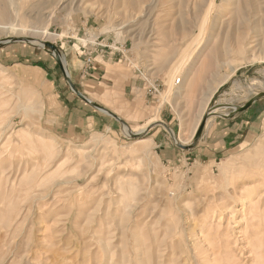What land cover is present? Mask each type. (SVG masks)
<instances>
[{"label":"rangeland","instance_id":"374dc122","mask_svg":"<svg viewBox=\"0 0 264 264\" xmlns=\"http://www.w3.org/2000/svg\"><path fill=\"white\" fill-rule=\"evenodd\" d=\"M159 1L9 0L0 41L46 29L112 115L49 48L0 46V264H264V96L219 121L264 92V34L214 27L225 0L194 41L203 1Z\"/></svg>","mask_w":264,"mask_h":264},{"label":"bare ground","instance_id":"6f19581e","mask_svg":"<svg viewBox=\"0 0 264 264\" xmlns=\"http://www.w3.org/2000/svg\"><path fill=\"white\" fill-rule=\"evenodd\" d=\"M202 1L204 3V6L206 7V9L203 10L201 20L199 23V32L194 36V39H195L194 41L198 40L203 35L204 29H205L206 24L208 22V17H209L210 11L212 9H216V8H220V7L222 8V6H224V2H225V0H220V1L202 0ZM126 2L129 6L137 7L138 4L141 2V0H126ZM164 2H166V0H163V3ZM81 3H82V0H81ZM154 3H155V0H154V2L146 4L144 6V8H145L144 11H146V13H147V11H149V9L152 7V5ZM226 3H227L226 6H224L222 11H220L221 13L218 16H216V18L214 19V22L213 23L211 22L214 27L220 26L221 23H223L224 25L230 26L231 32H234V37L241 42L243 40H245L246 41L245 44L252 43L253 41L256 40V38L263 36L264 29H262L260 27V25H261L262 21L264 22V13H263L264 12V0H227ZM11 10H12V8H11V4H10L9 0H0V21L5 20L10 16ZM227 30H228V28H227ZM38 33H39L40 37L33 36L34 38H32V37H18V38L27 39L29 42H31V44H36V45L40 46L41 48H43L44 43H45V41H43V40L49 39V37H48L49 33L46 29H42V30L38 31ZM230 35H232V33H230ZM227 37H228V35H227ZM209 38H211V36ZM6 39H8V38H6ZM39 39H42V40H39ZM59 57L64 62L65 68H67L64 59L60 55H59ZM176 69L177 68H175V70ZM174 81H176V80L174 79ZM172 84L170 86H172ZM217 109H221V106L220 107H217V106L213 107L211 112L217 113L214 111ZM207 121H208V119H207ZM149 124H151V121L147 125H149ZM198 125H199V123H198ZM147 128H149V127L143 126L139 130L133 132L126 125H123L124 133L130 137L133 135H136V134H140L141 132L147 130ZM168 132L173 134L172 129H169ZM175 140L179 144L186 145V144H183L184 141L180 140V138L178 140V138L175 137Z\"/></svg>","mask_w":264,"mask_h":264},{"label":"water","instance_id":"95a60500","mask_svg":"<svg viewBox=\"0 0 264 264\" xmlns=\"http://www.w3.org/2000/svg\"><path fill=\"white\" fill-rule=\"evenodd\" d=\"M17 41H23V39L21 38H8V39H5V40H2L0 42V46L4 45V44H7V43H12V42H17ZM26 42H29L27 39H25ZM31 43V42H29ZM44 47L46 48H49L52 52V54L55 56L57 62L59 63L62 71H63V74L66 78V81L70 87V89L76 94L78 95L79 97H81L84 101H86L87 103L91 104L93 107H95L96 109L102 111V112H105L107 114H110L112 115L110 112H108L106 109L94 104L92 101H90L88 98H86L80 91H78L72 84L71 80H70V76H69V73H68V70L67 68H65L64 66V62L62 61V59L59 57V53H58V50L56 49V47L54 45H52L51 43H48V42H45L44 43ZM264 96V92L260 93V94H257L254 98H251L250 100H248L246 103L242 104V105H239V106H236V107H233V114L234 113H239V112H242V111H245L247 110L251 105L252 103L259 97H262ZM212 109H210V111L207 113V114H210L212 113L211 112ZM117 118V117H116ZM118 119V118H117ZM206 120H207V116H204L199 124V126L197 127V130L193 136V141L188 144V145H182V144H179L178 142H176L175 140V137H174V134H170V136L174 139L176 145H178L180 148L182 149H186V148H192L196 145V143L198 142V140L200 139L201 137V133L204 129V126H205V123H206ZM166 128L168 129L169 131V127L166 126Z\"/></svg>","mask_w":264,"mask_h":264},{"label":"crops","instance_id":"0c3cea01","mask_svg":"<svg viewBox=\"0 0 264 264\" xmlns=\"http://www.w3.org/2000/svg\"><path fill=\"white\" fill-rule=\"evenodd\" d=\"M94 76L95 77H97V75H96V73L94 74ZM124 88H123V91H124V93L126 94V95H128V97H129V99H130V102H132V101H134L135 100V95H133V90H135V89H138V90H143V89H145L146 90V94H148V92H149V89H148V87L147 86H143V83H142V81L141 80H139V79H129V82H126L125 81V83H124V86H123ZM81 98V97H80ZM82 99V98H81ZM83 100V99H82ZM86 102V101H85ZM89 104V103H88ZM250 108V107H249ZM248 108V109H249ZM248 109L247 110H245V111H242V112H239V113H236V114H233L231 117H229V118H221L219 121H224V124L225 123H227L228 121L230 122V121H232V120H234V119H236L237 117H239L240 115H242V113H246L247 111H248ZM160 117V120L162 121V122H166V123H168V124H170L171 125V120H172V117H170L167 113H165V112H161L160 113V115H159ZM241 117V116H240ZM150 121H154V119H152V120H150ZM149 121V122H150ZM226 121V122H225ZM228 122V123H229Z\"/></svg>","mask_w":264,"mask_h":264},{"label":"built area","instance_id":"2783aa9c","mask_svg":"<svg viewBox=\"0 0 264 264\" xmlns=\"http://www.w3.org/2000/svg\"><path fill=\"white\" fill-rule=\"evenodd\" d=\"M125 48H123L122 50L120 49V52L123 54L125 52ZM124 55V54H123ZM85 68L83 69V73L86 74L87 73V67L90 66V64H92V57L91 56H88L86 59H85ZM135 67V66H134ZM136 68V67H135ZM178 81V80H177Z\"/></svg>","mask_w":264,"mask_h":264}]
</instances>
